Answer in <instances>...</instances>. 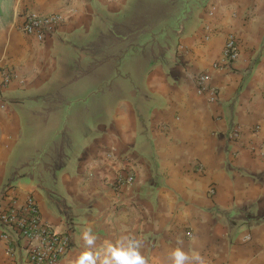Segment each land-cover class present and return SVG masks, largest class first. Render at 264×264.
Returning <instances> with one entry per match:
<instances>
[{"label":"crops","instance_id":"1","mask_svg":"<svg viewBox=\"0 0 264 264\" xmlns=\"http://www.w3.org/2000/svg\"><path fill=\"white\" fill-rule=\"evenodd\" d=\"M35 2L65 23L45 42L14 26L0 39V193L12 183L47 224L75 225L61 264L89 226L97 246L138 236L150 264L177 236L209 264H264V0ZM229 35L232 70L218 64ZM202 72L217 102L197 92ZM125 170L135 184L113 188Z\"/></svg>","mask_w":264,"mask_h":264},{"label":"built area","instance_id":"2","mask_svg":"<svg viewBox=\"0 0 264 264\" xmlns=\"http://www.w3.org/2000/svg\"><path fill=\"white\" fill-rule=\"evenodd\" d=\"M65 23V17L54 13L38 15L27 13L20 23V30L34 36L38 41L45 42L57 36ZM240 52L237 38L227 37L219 66L233 69L239 60ZM17 78L9 69L3 70L2 86H7ZM197 92L207 95L210 102H217L219 89L213 84L209 72L198 73L195 76ZM238 128L230 134L231 140H238ZM135 173L125 170L117 175L113 188L133 186ZM215 189L211 190V194ZM75 225L66 223L65 231H59L47 224L41 216L40 208L33 196L20 199L15 193L14 185L7 184L0 193V241L6 244V255L10 264H61L73 244ZM192 237V233H188Z\"/></svg>","mask_w":264,"mask_h":264},{"label":"clouds","instance_id":"3","mask_svg":"<svg viewBox=\"0 0 264 264\" xmlns=\"http://www.w3.org/2000/svg\"><path fill=\"white\" fill-rule=\"evenodd\" d=\"M97 235L91 226L82 231L84 250L70 264H150L143 254L144 242L134 234L120 235L114 241L104 240L97 246ZM166 264H209L201 251L185 250L184 241L176 237V246L167 253Z\"/></svg>","mask_w":264,"mask_h":264},{"label":"rangeland","instance_id":"4","mask_svg":"<svg viewBox=\"0 0 264 264\" xmlns=\"http://www.w3.org/2000/svg\"><path fill=\"white\" fill-rule=\"evenodd\" d=\"M35 0H1L0 1V39L5 35V31L14 26L20 30V19L27 13H35ZM5 8L9 9L7 15ZM16 11V12H15ZM12 14H11V13ZM13 15V16H9Z\"/></svg>","mask_w":264,"mask_h":264},{"label":"trees","instance_id":"5","mask_svg":"<svg viewBox=\"0 0 264 264\" xmlns=\"http://www.w3.org/2000/svg\"><path fill=\"white\" fill-rule=\"evenodd\" d=\"M1 1V0H0Z\"/></svg>","mask_w":264,"mask_h":264}]
</instances>
